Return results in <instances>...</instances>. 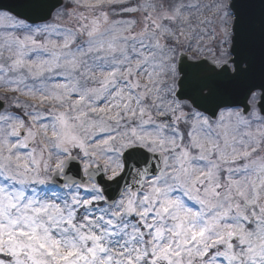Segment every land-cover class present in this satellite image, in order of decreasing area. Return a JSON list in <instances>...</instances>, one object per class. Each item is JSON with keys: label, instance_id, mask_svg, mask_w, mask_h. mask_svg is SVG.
Instances as JSON below:
<instances>
[{"label": "snow or ice", "instance_id": "snow-or-ice-1", "mask_svg": "<svg viewBox=\"0 0 264 264\" xmlns=\"http://www.w3.org/2000/svg\"><path fill=\"white\" fill-rule=\"evenodd\" d=\"M0 27V264H264V0H13Z\"/></svg>", "mask_w": 264, "mask_h": 264}, {"label": "water", "instance_id": "water-1", "mask_svg": "<svg viewBox=\"0 0 264 264\" xmlns=\"http://www.w3.org/2000/svg\"><path fill=\"white\" fill-rule=\"evenodd\" d=\"M13 0H0V3L2 4H10L12 3ZM37 23H40L41 21H36ZM213 119H215V117H213Z\"/></svg>", "mask_w": 264, "mask_h": 264}, {"label": "rangeland", "instance_id": "rangeland-1", "mask_svg": "<svg viewBox=\"0 0 264 264\" xmlns=\"http://www.w3.org/2000/svg\"><path fill=\"white\" fill-rule=\"evenodd\" d=\"M4 31H12V29L0 27V32H4Z\"/></svg>", "mask_w": 264, "mask_h": 264}]
</instances>
